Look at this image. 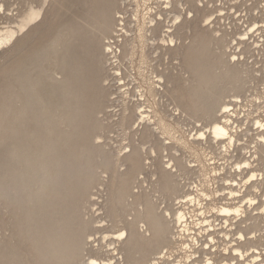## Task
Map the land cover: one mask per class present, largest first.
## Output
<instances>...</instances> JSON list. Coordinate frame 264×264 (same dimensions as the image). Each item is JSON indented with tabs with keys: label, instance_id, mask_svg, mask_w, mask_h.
<instances>
[{
	"label": "bare ground",
	"instance_id": "1",
	"mask_svg": "<svg viewBox=\"0 0 264 264\" xmlns=\"http://www.w3.org/2000/svg\"><path fill=\"white\" fill-rule=\"evenodd\" d=\"M243 1H31L17 27L0 28L2 49L32 33L47 7L58 21L39 49L18 47L19 60L2 73L0 201L13 231L0 239V264H264L256 127L264 124V71L248 57L255 48L264 55V5ZM239 6L243 32L209 27ZM256 38L262 44L252 49ZM121 59L136 66L129 81L141 90L131 105L122 99L117 123L129 150L116 153L97 140L110 127L99 116L113 106L105 83L118 77ZM98 186L104 204L92 200ZM89 205H99L110 229L94 226Z\"/></svg>",
	"mask_w": 264,
	"mask_h": 264
},
{
	"label": "rangeland",
	"instance_id": "2",
	"mask_svg": "<svg viewBox=\"0 0 264 264\" xmlns=\"http://www.w3.org/2000/svg\"><path fill=\"white\" fill-rule=\"evenodd\" d=\"M0 1H2L1 2V4L2 3H4V5H6L5 6V10H3V11H0V16H2V17H0V28H5V27H17V23H18V21L20 20V18H18L17 17V15L19 14V12H21V10L22 11H24L26 8H27V6H28V3L27 2H31L32 1V3H34V5L36 6V5H39L40 4V2L41 1H43V0H0ZM264 1V0H263ZM263 1H262V5H264L263 4ZM240 2L241 3H243V2H245V1H241L240 0ZM24 3V4H23ZM9 4V5H8ZM129 4V3H128ZM21 5H23V7H25V8H23L22 9V7H21ZM127 5V4H126ZM129 7H130V10H129ZM132 7H134V6H127L126 8H125V12H126V19L127 20H130V19H133L132 18V16H131V14H132V12H130V11H133V10H135V7H134V9L132 8ZM9 8V9H8ZM245 8L244 6H239V7H237L236 8V13H235V11H230L229 12V14H226V15H228V16H221V17H219L218 16V14H215L214 15V18L212 19V23H210L209 25V27L210 28H212V27H214V28H216L217 30H221V31H223L224 29H229V31H232V29L235 31V32H238V30H239V32H243L244 31V29H245V25L244 24H242L241 22H243V21H240V20H238L239 19V16L241 15V13H244V12H240L241 10L242 11H244L243 9ZM21 9V10H20ZM133 9V10H132ZM10 10V11H9ZM20 10V11H19ZM47 10H50V13H47ZM5 11V12H4ZM53 10L51 9V7L49 6V7H47L46 8V10H45V14H44V19L43 20H38L37 22H36V24L35 25H33L32 27H31V29H32V33H28L27 31L29 30V29H27V30H24V31H22V32H20L19 33V39L22 37V40H21V42L19 43V45H17L16 47H15V45L14 44H9V45H7L6 47H4V48H2V49H0V87H1V85L2 86H4L5 85V83H6V80L5 79H3V76H2V73H3V70L4 69H6V68H8L9 66H11V65H13V63L12 62H14V60L15 61H18L19 60V58H20V54L18 55V47H21L22 45H23V43L25 44V47H27V45H28V47H27V49H29V50H37V49H39L41 46H42V44H44V42H46V39H48V37H49V35H50V30H49V28H54V27H56L57 26V22H55V12H53ZM128 12V13H127ZM7 13L10 15H7ZM11 13H13V15L11 14ZM52 13V14H51ZM47 14H48V16H47ZM128 14V15H127ZM185 14V13H184ZM234 14V15H233ZM264 14V13H263ZM11 15L13 16V17H11ZM231 15V16H230ZM243 15V14H242ZM129 16V17H128ZM5 17V18H4ZM128 17V18H127ZM131 17V18H130ZM230 17H232L231 19H230ZM15 18V19H14ZM217 18V19H216ZM5 19H7V20H5ZM46 19H48V21L46 20ZM264 21V16L263 15H261V16H259L258 18H257V20L259 21L260 20V23H259V26H263V29H262V31H263V33H262V35H264V23L262 24V20ZM5 21V22H3V21ZM10 20V21H9ZM45 20V23L43 24V25H40V24H42L41 22L42 21H44ZM199 20V26H201V28H203V26L202 25H204V24H206V22H204L203 20H204V16L203 15H201L200 16V19H198ZM222 20V21H221ZM216 21H217V23H216ZM229 21H231V22H229ZM238 21V22H237ZM2 22V23H1ZM229 22V23H228ZM38 23H39V26H41V28L39 27L38 28ZM240 24H242V26L240 25ZM261 24V25H260ZM50 25V26H49ZM132 26H133V24H131ZM216 25V26H215ZM220 27H219V26ZM240 25V26H239ZM224 27V28H223ZM45 28V29H44ZM213 28V29H214ZM223 28V29H222ZM230 28H231V30H230ZM30 29V30H31ZM33 29H38V30H35L34 32H33ZM118 30H119V27L117 28ZM193 29V28H192ZM238 29V30H237ZM241 29V30H240ZM42 30H43V32H42ZM48 30H49V32H48ZM258 30H260V31H258ZM257 30V32H255L254 33V36L255 35H257V33H259V32H262L261 31V29L259 28ZM31 32V31H30ZM40 32V33H39ZM185 33H187V34H189L190 32L192 33L193 32V30L192 31H190L189 29H185V31H184ZM27 33H28V35H27ZM48 33V34H47ZM191 33H190V35H191ZM38 34V35H37ZM27 35V36H26ZM117 35V36H116ZM119 35H121V33H119V34H113V36H114V39H113V43L115 42V44H114V46H113V49L114 50H116V51H118L119 50V46H120V44H121V40L123 39V37H118ZM38 36H40L39 38H38ZM36 39H35V38ZM232 37H234V35H232ZM235 37H239V36H237V35H235ZM259 36H257V38H258ZM45 38V39H44ZM256 38V41H259V43L258 42H252L251 40H250V42L253 44V46L254 47H252V49L253 48H255V44L257 43L258 45H260V44H262V42L260 41V39H257ZM34 39V40H33ZM116 39V40H115ZM115 40V41H114ZM118 40H120V41H118ZM28 41V42H27ZM35 41V42H34ZM117 41H118V43H117ZM29 42L31 43V44H29ZM22 43V44H21ZM14 46V47H13ZM24 47V48H25ZM117 47V48H116ZM14 50H13V49ZM26 48H25V50H27ZM258 51V52H260V53H258V52H256V50ZM255 49H253V54H249V56L248 57H250V59H249V62L251 63V64H256L254 67L256 68V70H263L264 71V59H263V57H264V55H263V50H262V52H261V50L260 49H262V48H255ZM13 50V51H12ZM260 50V51H259ZM262 53V54H261ZM15 54V55H14ZM12 55V56H11ZM6 56H9V57H6ZM254 56V57H253ZM259 56H261V57H259ZM14 57H16V58H14ZM14 58V59H13ZM11 59H12V61H11ZM122 60V61H121ZM121 60H119L118 61V69H119V72H118V77L117 78H110L109 79V83L108 82H106L105 84L109 87V89L112 91V93H111V91H110V94H113V95H111V97H112V99H111V97H110V99L112 100V101H114L115 102V104H113V103H111V105H113L112 107H109V108H111V109H107L106 110V112L105 113H102L99 117L103 120L102 122L104 123L105 122V124H108L110 127H109V129H108V131H106V132H104V134H102V138L100 137V138H98V140H97V142H99V143H105L104 145L105 146H107V149L109 148V149H111V150H113V152H116V153H119V151L121 152V153H124L125 151H127V150H129V148L127 147L128 146V144H129V139L127 140V139H125V136H124V131H123V129L119 126V124L117 123V121H119V118H120V113L121 112H119L120 110H121V105H122V103H123V100L122 99H124V102L125 101H127V102H130L131 101V103H130V105L133 103V101H135V100H137V97H139V91L141 90V88H137V86L138 87H140V84L138 83V82H136V83H134V86L132 87L131 85H130V83H131V81H129V78H130V80L134 77H136V75L135 74H137V68H136V66H134L133 64H127L128 63V61H124V59H121ZM259 60V61H258ZM121 61V62H120ZM253 61H254V63H253ZM257 61V62H256ZM120 62V63H119ZM4 63V64H3ZM258 63V64H257ZM263 63V64H262ZM2 64V65H1ZM6 64H8V65H6ZM122 66H121V65ZM166 64V63H165ZM120 65V66H119ZM120 67H121V69H120ZM127 70V71H126ZM122 71V72H121ZM136 71V72H135ZM124 73V74H123ZM257 73V72H256ZM122 74V76H120ZM261 73L260 72H258L257 73V75H260ZM125 76V77H124ZM121 78V79H120ZM123 78V79H122ZM125 78V79H124ZM111 79H112V81H111ZM127 79V80H126ZM120 80V81H119ZM123 80V81H122ZM111 81V82H110ZM115 81V82H114ZM124 82V83H123ZM129 82V83H128ZM128 83V84H127ZM126 84V85H125ZM122 85V86H121ZM124 85V86H123ZM127 85L129 86V88L131 89H133L132 90V94L133 95H131L130 97H132L131 99H128V98H130L129 96L128 97H126V95L124 94V92H125V90H127L128 89V87H127ZM259 85H261V83L260 84H258V86ZM263 91V86L261 85L260 87H259V92H262ZM137 93V94H136ZM122 94V95H121ZM136 94V95H135ZM134 95H135V97H134ZM127 98V99H126ZM136 98V99H135ZM120 99V100H119ZM129 100V101H128ZM122 101V102H121ZM110 106V105H109ZM247 109V108H246ZM241 110V116L243 115V111L245 110V108H241L240 109ZM138 111H140V110H138ZM138 111H137V114H138ZM111 114H110V113ZM107 113V114H106ZM256 115V114H255ZM254 115V116H255ZM119 116V117H118ZM184 117V118H183ZM183 118V119H182ZM183 121H182V120ZM181 119H180V121H181V124L182 125H184V127H185V129H187V128H191V126H190V122H189V120H188V118H186L185 116H182L181 117ZM186 119V120H185ZM113 122V123H112ZM137 125V123L135 124V126ZM117 126V127H116ZM120 127V128H119ZM110 128H111V130H110ZM113 128V129H112ZM192 134H193V132H192ZM124 137V138H123ZM112 146V147H111ZM124 150V151H123ZM182 152V154L184 153L183 151H181ZM218 155H216L218 158H222L221 156H220V151H217L216 152ZM222 162V161H221ZM101 179L102 180H104L103 182H106L108 179H107V177H109V175L108 174H106V173H101ZM107 179V180H106ZM106 190V188L104 189V187L103 186H98L97 187V189H94L93 190V193H94V195L92 196V200H96V201H98L100 204H104V200H106L105 198H106V195H107V191H105ZM100 191V192H99ZM135 191H138V188H136L135 189ZM98 192H99V195L97 196L96 194H98ZM170 203V202H169ZM90 207L89 208H91V209H89L88 210V216L87 217H93V221H94V226L95 227H101V228H103L104 230H108V229H110V226H111V222H109L110 220V218H108V217H106L104 214H103V212L102 211H100V210H98L97 211V208L99 207V205L98 206H96L95 208L94 207H92L91 205H89ZM3 207H5L4 206V204H3V202L2 201H0V213L3 215V217H1V214H0V223H1V225H0V239H5V238H7V237H9L10 236V234H12L11 232L13 231V228H12V226H11V223H10V220H11V214L10 213H8L7 214V211L8 210H6L5 208H3ZM90 210H91V212H90ZM96 211V212H95ZM90 212V213H89ZM7 214V215H6ZM10 214V215H9ZM103 214V215H102ZM3 220V223L1 222ZM8 224H10V225H8ZM9 228V229H8ZM11 229V230H10ZM9 235V236H8ZM98 236H100V235H98Z\"/></svg>",
	"mask_w": 264,
	"mask_h": 264
},
{
	"label": "snow or ice",
	"instance_id": "3",
	"mask_svg": "<svg viewBox=\"0 0 264 264\" xmlns=\"http://www.w3.org/2000/svg\"><path fill=\"white\" fill-rule=\"evenodd\" d=\"M0 11H3V8H0ZM233 59H235V57H233ZM261 106L264 107V102L261 103ZM232 109L230 108H224V112L226 113H231ZM229 123H231V121H229ZM256 127L260 129V138H261V148L264 149V124H256ZM250 157L251 159L253 160H257L258 161V158L255 157V156H251L250 154ZM245 168H250L251 167V164L249 165H245L244 166ZM258 177L256 175H251V180L252 181H255ZM259 179L261 180H264V176H260ZM124 233H121L120 236H119V239H124ZM240 239H244L243 236L240 237ZM88 264H98V261L96 259H92L88 262ZM208 264H212L211 261L208 262Z\"/></svg>",
	"mask_w": 264,
	"mask_h": 264
}]
</instances>
